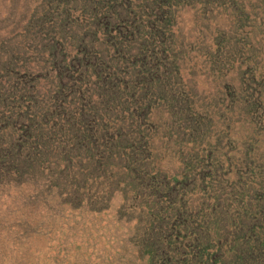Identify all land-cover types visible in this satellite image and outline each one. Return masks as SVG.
<instances>
[{"label":"rangeland","instance_id":"rangeland-1","mask_svg":"<svg viewBox=\"0 0 264 264\" xmlns=\"http://www.w3.org/2000/svg\"><path fill=\"white\" fill-rule=\"evenodd\" d=\"M140 24L149 36L156 33L150 41L170 63L168 76L180 83L159 76L151 104L144 96L138 110L141 101L126 99L128 90L116 82L121 77L111 78L112 94L106 77L122 73L126 63L117 56V33H124L117 29ZM259 79L264 81V0H0V264H151L134 236L146 205L132 182L147 167H161L175 181L182 151L191 146L215 168L210 174L198 169V175L209 179L219 168L227 173L226 191L228 176L233 181L240 171L243 180L244 173L264 178ZM246 95L260 102L254 121L238 106ZM192 102L207 128L203 138L187 136L180 147L176 139L184 131L173 110ZM253 137L260 147L248 155L259 163L245 164L244 141ZM146 139L150 157L143 160V153L131 164L119 144ZM236 184L244 193L242 209L228 194L222 200L229 209L226 251L236 246L234 239L242 247L253 244L235 237V221L249 217L254 240L264 234V203L257 200L264 190L252 195L249 186L245 191ZM192 187L188 206L209 208L198 202L206 192ZM246 201L262 212L254 213Z\"/></svg>","mask_w":264,"mask_h":264},{"label":"trees","instance_id":"trees-1","mask_svg":"<svg viewBox=\"0 0 264 264\" xmlns=\"http://www.w3.org/2000/svg\"><path fill=\"white\" fill-rule=\"evenodd\" d=\"M150 4L152 5V10L157 9L154 1L150 2ZM158 6L161 7V4ZM171 16H173V12ZM141 27L144 28V24L132 25V28L129 26L117 29L124 32L117 33L121 45V49L118 50L117 56L121 57L122 62H126L124 65H120L122 68L121 72L123 73L124 69L128 70L129 66H131L133 70L129 72V74L126 72L122 74L117 71H110L106 77V83L112 86L109 88L111 94L116 92V82H120L119 85H123V90L125 92L128 90L129 92L126 99L133 98L136 103L141 101V103L137 105L138 110H141L143 107L144 96H150L148 104H151V99L155 92L154 84L159 82V76L163 75L162 80L167 77V82L171 84L180 83L174 81L172 75L168 76L171 70V67L168 65L170 63H167L165 56L161 55L160 51L156 49V45H153L150 41L151 38L156 39L154 36L156 33L150 34L151 36H149L148 33L140 29ZM152 27H154V25H152ZM115 74L121 78L118 77L119 81L113 82L111 78H113ZM124 78H129L131 81L128 80L124 82ZM156 78L157 80H155ZM181 79L182 78L179 80ZM255 79L256 77L252 78L253 81ZM260 81L264 83L263 80ZM177 88L179 90V86L173 88L175 89V93L177 92ZM137 94H139V96ZM183 95L184 93L172 97L176 98ZM154 96H156V94H154ZM259 103L257 105L252 102L250 96L246 95L243 100H239L238 106L248 119L254 121L258 116L257 111ZM182 106L173 110L178 116L179 123H181V130L184 131L182 136L176 139L177 142L180 143V147H182L183 143L188 141L186 139L187 136L203 138L206 131L205 128H207L205 127L206 123H204L202 119H197L195 117L198 113V108L195 107L194 102L189 103L186 107ZM172 107H174V105H172ZM123 108L125 109V107ZM243 113L241 114L243 115ZM253 139L254 137L247 138L244 141L248 146L244 155L247 162L245 164H250L249 162L254 163V160L259 163L257 157L251 158V155H248L254 149L256 150L260 147L258 144H252L255 142ZM210 141L211 140H208L210 145H212ZM220 141L219 138L215 140L217 146ZM250 141H252V143ZM125 142L127 144H119V147L121 150L129 152L127 155H131L133 158L131 164L139 161V156H142L141 154L143 153H145L143 154V160L146 157H150L151 150H148L146 146L148 139L144 140L143 144H138L136 140H126ZM189 148L191 149L186 152L182 151L180 162L183 168L181 169L180 166L179 170L173 173L175 181H172L168 171L164 172L161 167H147V170H145L146 174H144L142 178L138 176L135 177L132 182L134 188L132 191L136 198L138 196L143 198L145 200L144 205H146L145 208L141 209L137 217L138 221L135 223L136 231L134 235L139 238L137 241L139 246H143V253L149 254L151 264H159V260L161 264H264V234L254 240L253 235L257 231H255V225L251 223L249 217L242 219L240 223L235 221L233 223V232H236L235 237L238 239L240 238V234L248 242L253 239L252 246L250 247L246 242L248 246L245 245L242 247L241 243L234 239L236 246L232 245L228 251H226V236H228L229 232V217H226V213L229 209H226V203H224V201L222 202V200H226V194H228L231 199H239L240 205L237 208L241 210L244 204V193L237 187L236 180L243 185L244 189L245 185L249 186L247 191L253 195L256 194L258 190H264V178H260L262 172L259 174L256 172L244 173L247 175L244 180L242 171L236 175L237 178H234L235 180L233 181L232 178L228 176V191H226L227 173H222V171L219 172L220 169L218 168L216 170L217 173L209 176V179H207V176L201 177L198 175V169L201 171L208 169L210 174V170L212 171L214 167L212 165L208 166L207 163L204 164V160L199 159V153L196 154L192 146ZM137 150H140L141 153L139 154ZM153 150L156 151L157 146L153 148ZM212 152L211 150V153ZM253 154L256 153L253 152ZM226 158L228 157L226 156ZM230 160L232 161L233 158H230ZM195 161L199 162L196 164ZM220 161L223 162L224 160L220 159ZM220 165L223 166L221 163ZM143 166L145 165L143 164ZM204 174L207 175L206 172H204ZM102 184L103 183L100 182L99 190ZM190 186H193L190 190H197V188H199L206 192V197H202L200 201H197L201 203L207 202L208 205L206 206L209 208L203 211L199 208L200 205L195 206V208L193 207L194 209L188 206L189 202L185 196ZM181 190L184 191L181 192ZM209 191L210 193L207 195ZM210 194L215 197L213 203L207 200ZM257 200L264 203V191L261 194H257ZM81 201L83 202V200ZM246 202L251 205L254 213L260 214L262 212V209L254 203ZM139 203H142V201ZM139 205H143V203ZM130 208L135 209L134 205L130 206ZM244 247L246 248L245 250H243ZM251 255L255 256L250 262L248 259Z\"/></svg>","mask_w":264,"mask_h":264}]
</instances>
